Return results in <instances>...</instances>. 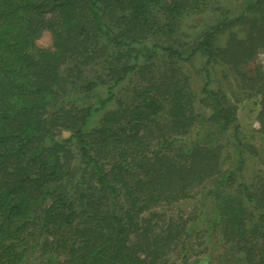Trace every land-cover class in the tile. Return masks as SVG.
I'll list each match as a JSON object with an SVG mask.
<instances>
[{"label":"trees","instance_id":"trees-1","mask_svg":"<svg viewBox=\"0 0 264 264\" xmlns=\"http://www.w3.org/2000/svg\"><path fill=\"white\" fill-rule=\"evenodd\" d=\"M234 1L0 0V264H187L198 237L222 252L190 264H264L260 153L212 77L264 47V0ZM196 57L197 96L181 64Z\"/></svg>","mask_w":264,"mask_h":264},{"label":"rangeland","instance_id":"rangeland-1","mask_svg":"<svg viewBox=\"0 0 264 264\" xmlns=\"http://www.w3.org/2000/svg\"><path fill=\"white\" fill-rule=\"evenodd\" d=\"M243 0H235L229 5L233 8V15L240 13L241 5ZM225 13V11H220V13ZM230 16V14H228ZM214 16L205 15L199 19L196 23L197 26L199 25V30L202 31L207 29L210 24L213 23ZM197 31V30H196ZM238 34V38L242 37L243 35L240 33H235L234 35ZM233 35V30L226 31L224 34H221L218 38H216V46L224 47L226 46L229 38ZM37 44L40 47L49 48L52 44L51 35L48 32H45L42 37L37 41ZM204 59L201 57H196L192 61L188 63H181L184 66V74L187 76L188 82L190 84L189 89L194 95H199L201 88L205 84V77L203 74L204 68ZM162 60H157L156 67L160 66ZM160 72V71H159ZM264 76V47H260L257 50L255 58L245 66L241 68L234 69H224L223 66L216 67V71L212 73V77L215 79L214 87L217 89L222 90V92L227 95L230 101L234 104L237 108L236 117L238 123L242 126V136L244 140L251 141L252 143L256 144L258 147V154L257 157L253 158L249 162V166L247 169L248 178L256 180V176L264 175V140L260 139V134L258 133L259 128V121H258V113L260 110V103L259 98L255 96V92L252 88L256 86V81ZM136 85V80L133 78L132 80L128 81L124 87L123 93L125 91H130L133 86ZM210 130L205 131L204 137L211 136ZM196 133H192L188 136H194ZM70 132L62 130L61 137L67 138L69 137ZM228 155L226 154L224 162V168L229 167L232 165L233 161L235 160V155L233 154V148L228 149ZM193 202H187L185 206V211L182 214L187 217L194 213L195 205ZM199 206V204H198ZM174 216H177L179 213L176 210ZM172 214V213H170ZM194 245V253L190 255L189 261L187 264L192 263L197 258H203L206 256L211 257V262L216 261L215 258H218L222 249L220 247H216L214 242L208 241L205 242L202 239L194 238L193 240ZM208 249V250H207ZM205 250L207 252L205 253ZM178 253V252H177ZM171 255V264H181L177 261L178 254ZM218 260V259H217Z\"/></svg>","mask_w":264,"mask_h":264}]
</instances>
